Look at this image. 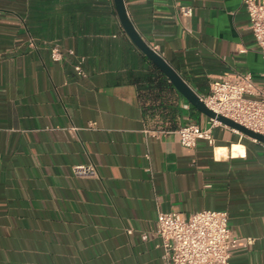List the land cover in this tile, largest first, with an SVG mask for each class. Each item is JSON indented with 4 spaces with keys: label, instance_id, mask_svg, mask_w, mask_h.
<instances>
[{
    "label": "crops",
    "instance_id": "obj_1",
    "mask_svg": "<svg viewBox=\"0 0 264 264\" xmlns=\"http://www.w3.org/2000/svg\"><path fill=\"white\" fill-rule=\"evenodd\" d=\"M125 4L199 95L220 76L263 84L244 0ZM151 63L114 0H0V264H165L159 212L204 209L229 213V264H264V143L218 126L215 145L184 147L178 128L211 118L179 92L178 127L156 128L141 98Z\"/></svg>",
    "mask_w": 264,
    "mask_h": 264
},
{
    "label": "built area",
    "instance_id": "obj_2",
    "mask_svg": "<svg viewBox=\"0 0 264 264\" xmlns=\"http://www.w3.org/2000/svg\"><path fill=\"white\" fill-rule=\"evenodd\" d=\"M244 4L264 58V2L244 0ZM181 12L191 16L193 8L181 6ZM68 52L73 53L71 50ZM51 54L55 61L65 57L57 46L52 48ZM76 70L83 74L80 64ZM201 98L217 114L264 135V81L262 85H257L251 73L220 76L211 82L210 93ZM218 126L233 129L214 118L210 119L207 128L191 121L178 128L179 141L188 148L195 147L200 140L215 145L214 129ZM75 172L91 174L94 171L92 166L78 165ZM156 234L160 239L165 264H229L232 249L238 243L230 228L229 213L224 210L204 209L188 217L178 212L161 211Z\"/></svg>",
    "mask_w": 264,
    "mask_h": 264
},
{
    "label": "water",
    "instance_id": "obj_3",
    "mask_svg": "<svg viewBox=\"0 0 264 264\" xmlns=\"http://www.w3.org/2000/svg\"><path fill=\"white\" fill-rule=\"evenodd\" d=\"M114 4L122 24L123 29L133 41V43L147 56V58L158 67L168 78L175 89L185 98L194 108L210 118L217 119L221 123L245 134L246 136L264 143V135L244 125L230 119L224 115L217 114L210 109L199 95L180 75V73L139 33L131 20L125 0H114Z\"/></svg>",
    "mask_w": 264,
    "mask_h": 264
},
{
    "label": "trees",
    "instance_id": "obj_4",
    "mask_svg": "<svg viewBox=\"0 0 264 264\" xmlns=\"http://www.w3.org/2000/svg\"><path fill=\"white\" fill-rule=\"evenodd\" d=\"M146 87L147 89L141 93V98L147 118L156 128L176 129L181 117L179 93L154 64L147 75Z\"/></svg>",
    "mask_w": 264,
    "mask_h": 264
}]
</instances>
